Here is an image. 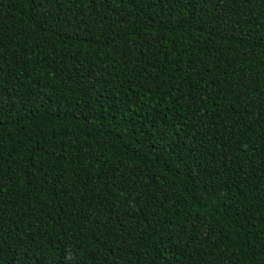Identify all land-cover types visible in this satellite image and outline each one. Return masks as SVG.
<instances>
[{"label":"trees","instance_id":"obj_1","mask_svg":"<svg viewBox=\"0 0 264 264\" xmlns=\"http://www.w3.org/2000/svg\"><path fill=\"white\" fill-rule=\"evenodd\" d=\"M0 264H264V0H0Z\"/></svg>","mask_w":264,"mask_h":264}]
</instances>
